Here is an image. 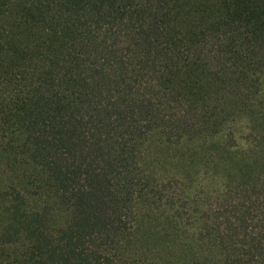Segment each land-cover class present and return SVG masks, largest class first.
I'll return each mask as SVG.
<instances>
[{
    "label": "trees",
    "instance_id": "1",
    "mask_svg": "<svg viewBox=\"0 0 264 264\" xmlns=\"http://www.w3.org/2000/svg\"><path fill=\"white\" fill-rule=\"evenodd\" d=\"M247 67L264 74V0H0V264H117L159 198L139 138H226L205 75L244 97ZM222 160L231 184L204 216L173 187L158 199L190 253L169 264H206V242L264 264V158Z\"/></svg>",
    "mask_w": 264,
    "mask_h": 264
},
{
    "label": "rangeland",
    "instance_id": "2",
    "mask_svg": "<svg viewBox=\"0 0 264 264\" xmlns=\"http://www.w3.org/2000/svg\"><path fill=\"white\" fill-rule=\"evenodd\" d=\"M235 76L247 84L244 97L230 95L221 83L205 75L206 83L211 82L209 92L219 97L217 105L225 109L222 123L226 127L217 129L225 133L232 129L226 138L220 133L196 132L181 140H168L159 127L139 138L140 167L159 190V198L172 187L177 199L189 197L191 205L188 211L181 210L182 215L202 217L213 194H227L231 183L223 179L228 171L223 158L231 161V167L241 170L259 166L260 157L264 158V74L247 67ZM221 143L225 149L218 146ZM158 199L157 203L139 208L136 229L123 238L118 248L117 264H169L189 257V249L177 241L179 233L158 223L167 215ZM204 245L200 249L206 264H223L221 248L210 242Z\"/></svg>",
    "mask_w": 264,
    "mask_h": 264
}]
</instances>
